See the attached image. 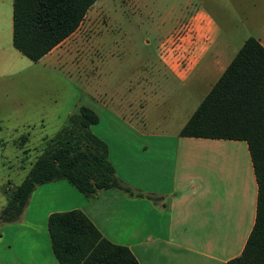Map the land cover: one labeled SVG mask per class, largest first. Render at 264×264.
I'll return each mask as SVG.
<instances>
[{"label":"crops","instance_id":"1","mask_svg":"<svg viewBox=\"0 0 264 264\" xmlns=\"http://www.w3.org/2000/svg\"><path fill=\"white\" fill-rule=\"evenodd\" d=\"M183 23V32L167 40L159 60L183 79L196 76L200 67L198 75L211 80L209 89L231 58L220 63V51L215 50L214 58L200 66L216 41L217 23L199 8ZM55 46L36 61L30 60L12 46L8 22L3 40L0 31V76L35 74L33 65L40 60L54 68L59 63L54 57ZM142 80H135L130 86L133 89L127 88L129 96L90 91L65 110L68 115L74 107L85 105L96 112L98 120L90 124V130L106 143L118 179L141 194L108 187L86 197L63 178L36 184L19 216L0 224V264H60L50 247L46 219L52 211L74 208L108 240L127 246L138 264H226L240 253L253 224L256 200V181L245 141L179 135L190 114L173 130L145 126L148 120L140 94L149 89L141 86ZM34 86L24 87L31 90ZM36 100L33 94L27 95L14 107L28 115L32 113L28 107ZM33 107L43 122V105ZM27 135L18 137L23 157L17 166L24 164L30 149ZM49 137L42 138L27 171ZM228 149L237 155H229ZM207 173L216 177L220 173V178L212 181Z\"/></svg>","mask_w":264,"mask_h":264},{"label":"rangeland","instance_id":"2","mask_svg":"<svg viewBox=\"0 0 264 264\" xmlns=\"http://www.w3.org/2000/svg\"><path fill=\"white\" fill-rule=\"evenodd\" d=\"M198 8L212 16L218 26L216 41L200 66L214 58L215 50L220 51V63L226 62L249 35L264 44V0H95L77 28L54 47V57L59 60L54 68L40 60L33 65L35 74L0 76V205L5 201L3 186L8 180L16 183L23 177L39 152L42 138L63 126L65 110L73 100H82L83 93L116 91L129 96L135 80L144 78L139 82L149 89L140 94L148 120L145 126L178 127L206 93L211 80L198 75L200 67L196 76L177 77L161 64L159 54L167 40L183 32V22ZM8 22L11 0H0L2 40ZM28 84L35 86L28 90L24 87ZM32 94L37 99L28 107L32 113L21 114L14 105ZM36 103L43 105V122L34 112ZM24 133L28 134L26 145L30 149L24 164L17 166L23 157L18 137ZM225 151L237 155L230 149ZM207 174L215 182L220 178V173L218 177Z\"/></svg>","mask_w":264,"mask_h":264},{"label":"trees","instance_id":"3","mask_svg":"<svg viewBox=\"0 0 264 264\" xmlns=\"http://www.w3.org/2000/svg\"><path fill=\"white\" fill-rule=\"evenodd\" d=\"M95 0H11V43L32 61L74 31ZM96 112L79 105L44 143L24 177L3 186L0 224L16 219L36 184L63 178L86 197L108 187L140 195L123 184L107 157L106 143L89 128ZM179 135L243 139L256 181L252 227L239 254L226 264H264V46L243 39L200 99ZM46 228L60 264H138L129 248L104 237L80 209L52 211Z\"/></svg>","mask_w":264,"mask_h":264}]
</instances>
